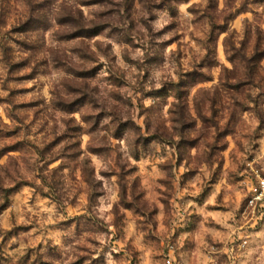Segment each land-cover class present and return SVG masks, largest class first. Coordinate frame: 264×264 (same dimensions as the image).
Masks as SVG:
<instances>
[{
	"label": "rangeland",
	"instance_id": "rangeland-1",
	"mask_svg": "<svg viewBox=\"0 0 264 264\" xmlns=\"http://www.w3.org/2000/svg\"><path fill=\"white\" fill-rule=\"evenodd\" d=\"M264 0H0V264H264Z\"/></svg>",
	"mask_w": 264,
	"mask_h": 264
},
{
	"label": "built area",
	"instance_id": "built-area-1",
	"mask_svg": "<svg viewBox=\"0 0 264 264\" xmlns=\"http://www.w3.org/2000/svg\"><path fill=\"white\" fill-rule=\"evenodd\" d=\"M247 203L254 210L264 211V175H259L248 187ZM168 264H174L172 259H167Z\"/></svg>",
	"mask_w": 264,
	"mask_h": 264
}]
</instances>
